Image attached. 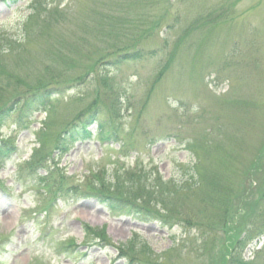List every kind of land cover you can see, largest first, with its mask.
<instances>
[{"label": "rangeland", "instance_id": "obj_1", "mask_svg": "<svg viewBox=\"0 0 264 264\" xmlns=\"http://www.w3.org/2000/svg\"><path fill=\"white\" fill-rule=\"evenodd\" d=\"M4 2L0 104L17 88L76 76L79 84L52 97L51 110L27 128L22 119L0 128V148L17 150L0 166V264H126L137 260L128 243L135 238L153 252L149 264H213L235 226L263 221L264 0ZM87 116L96 119L90 138L55 152L57 136ZM100 126L117 140L101 141ZM36 149L58 163L66 187L99 179L109 187L118 178L134 188L132 199L185 216L189 227L113 216L91 199L50 204L53 190L37 181L45 173L28 171ZM193 165L219 191L160 197L162 188L186 184ZM86 227L111 247L88 244ZM260 240L242 248L247 264H264ZM122 245L127 259L115 249Z\"/></svg>", "mask_w": 264, "mask_h": 264}, {"label": "trees", "instance_id": "obj_2", "mask_svg": "<svg viewBox=\"0 0 264 264\" xmlns=\"http://www.w3.org/2000/svg\"><path fill=\"white\" fill-rule=\"evenodd\" d=\"M4 1L15 3L18 0ZM27 23L29 25V19L27 20ZM25 25L26 24L22 26V29L26 27ZM26 29L23 30V33H26ZM129 56L131 58H136V54H130ZM122 57L126 59L128 55L125 54L122 55ZM78 77L79 76H76L70 80H60V78L59 83L58 81H55V83L49 81L48 83H39L35 87H23L11 91L12 95H8L5 101L0 104V126H2L4 122L12 118L18 120L22 119L24 121L34 110L47 109L50 111V102L53 101L52 97L60 94L62 90H64L65 88H69V86L74 87L78 85ZM79 136L84 139L89 138L90 135L84 131L80 135L79 133H65V136H62L61 138L58 135L56 139V144H54V149L62 150V148L64 147L63 143H65L64 139L73 142L76 141ZM1 154L4 153L1 151L0 155ZM35 159L36 161L30 165V169L36 168L38 165L44 162L40 154H36ZM191 171L192 174L187 180L188 184L181 182L176 187H172V185L170 184L167 186V188L169 189H167L166 187L165 189L162 188L160 197L164 199L169 197L179 198L180 195L178 196V194L182 192L187 193L188 191H196L199 189L204 191V189H208V187H211L212 189L216 190L213 194L219 191L217 184V175V181H213L211 177L208 178L206 176V170H203L202 168L200 169L197 165H193ZM117 173L118 172H115V174ZM127 176L128 175H126V177ZM54 177L57 179L58 182H55L53 180ZM144 180H147L146 177L144 178ZM41 182L44 184V186L47 183V188H51V190H53V196L57 194L64 196L68 195L69 193V190L65 187V185L67 184L66 177L62 176V174H60V171L57 168L52 170V172H49L48 176L45 177V179H42ZM94 182L95 181L90 184L91 186L83 187L84 190L79 185L74 186V195L78 196L79 199H95L98 203L107 207V209L110 210V212L112 213L130 217L141 222H156L162 228H165L167 230H171L176 226L189 227L188 225H186L188 221H186L185 216L182 217L183 219H181L180 215H173L172 217L169 214L161 212L160 210H156L154 208H150L148 205L141 204L138 199H132L129 195L131 194L130 191L134 188L132 186L127 185L126 183L122 184L121 182H119L118 178L114 186L109 187H107V184L101 179L96 182L98 183V185L92 186ZM259 190V197L257 201L260 204H264V183L261 184V188ZM239 195L240 194L236 195V198H239ZM158 203L160 206H163V201H160ZM257 206L258 204L256 203L252 208V213H254ZM261 220H263L261 223L256 224L255 226H248L247 228L243 227L242 224L235 226L234 229L236 231H234V235L231 236V240H228L229 243L222 251L223 256L213 262V264H247L241 259L242 248L245 247L250 240L264 233V218ZM86 232L88 234L87 239L89 243L94 242L98 239H100L101 241L103 240L105 242L108 241L103 238V234L100 235L99 233H96L89 228L86 229ZM243 234L244 237H242ZM129 245L133 246L132 249H136V253L138 255H136V261L129 260L128 264H149L148 262H156V260L152 259L153 252L139 240L133 239V241L129 242ZM138 246H140V249H138ZM129 248L130 247H127V245H122V247H117V251L121 257L127 259V256H125L123 252ZM146 257H148V259Z\"/></svg>", "mask_w": 264, "mask_h": 264}]
</instances>
